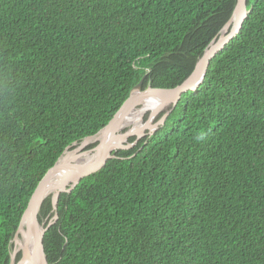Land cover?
Returning a JSON list of instances; mask_svg holds the SVG:
<instances>
[{
	"label": "trees",
	"instance_id": "obj_1",
	"mask_svg": "<svg viewBox=\"0 0 264 264\" xmlns=\"http://www.w3.org/2000/svg\"><path fill=\"white\" fill-rule=\"evenodd\" d=\"M237 0H0V264L41 178L194 69ZM133 156L59 196L50 264H264V0ZM94 144L90 145L93 147ZM53 211L52 196L40 218Z\"/></svg>",
	"mask_w": 264,
	"mask_h": 264
},
{
	"label": "water",
	"instance_id": "obj_2",
	"mask_svg": "<svg viewBox=\"0 0 264 264\" xmlns=\"http://www.w3.org/2000/svg\"><path fill=\"white\" fill-rule=\"evenodd\" d=\"M250 12L251 9H248V0H237L230 19L222 28L220 34L205 48L187 78L173 88H153L149 86L144 90L142 89L144 79H142L132 89L128 99L114 114L109 123L102 127L95 135L85 137L81 145L76 148L77 150H81L90 142V139L97 140L96 145L88 149L91 150L89 158L78 163H71L65 153L70 148L68 146L54 165L48 169L33 191L21 216L13 239L16 244L19 235L24 237L22 230L24 223L27 224L28 228L31 226L32 237L35 240L34 247L38 257L36 264H50L44 249V233L46 227L40 223L38 216L45 198L50 194L52 195L53 210H56L58 199L62 192L71 191L84 177L97 173L109 162L127 159L132 156L131 153L136 144L143 137L152 135L164 124L166 117L179 102L182 94L189 90L195 91L199 88L204 81L211 60L240 33ZM145 97L164 98V102L159 108L165 111L161 119L154 123V117L159 110L158 107H154L149 110L150 114L146 121L142 119L140 123H134L127 128H121L120 126L124 122L122 110L127 101L132 99L135 103H140ZM64 170L70 172L68 177H55L58 172ZM64 183L68 184L67 187L56 192V200L54 202L53 191L57 186ZM68 186L70 187L68 188ZM26 250V246H23L24 255ZM13 262L14 254L12 253L10 264H13Z\"/></svg>",
	"mask_w": 264,
	"mask_h": 264
},
{
	"label": "bare ground",
	"instance_id": "obj_3",
	"mask_svg": "<svg viewBox=\"0 0 264 264\" xmlns=\"http://www.w3.org/2000/svg\"><path fill=\"white\" fill-rule=\"evenodd\" d=\"M161 101H163L162 98H154V97H145L140 103H135L134 100L132 99L128 100L122 110L124 122L120 127L124 128L134 123H140L144 117V113L147 110L157 106ZM138 107L139 109H137ZM65 153L66 156L68 157V160L71 163H78L89 158V156L91 155V150H85V146H84L81 150L72 148V150L68 149ZM69 175L70 172L64 170L58 172L55 175V177H68ZM67 185H68L67 183H64L56 187V189L53 191L54 202L56 200V192L62 188H66ZM22 230L24 237L20 236L16 244L18 245V247L21 245L26 246L27 250L25 256L21 257L19 261L17 262L15 261L13 264H36L38 261L37 259L38 257H37L36 249L34 247L35 240L34 237H32V228L31 226L28 228L27 224L24 223ZM16 250L14 251L17 253ZM15 252L13 253L14 255H16Z\"/></svg>",
	"mask_w": 264,
	"mask_h": 264
},
{
	"label": "clouds",
	"instance_id": "obj_4",
	"mask_svg": "<svg viewBox=\"0 0 264 264\" xmlns=\"http://www.w3.org/2000/svg\"><path fill=\"white\" fill-rule=\"evenodd\" d=\"M248 9H249V8H248ZM229 19H230V18H229ZM227 22H228V21H227ZM227 22H226V23H227ZM224 26H225V25H224ZM224 26H223V27H224ZM242 28H243V27H242ZM221 30H222V29H221ZM221 30H220V31H221ZM241 30H242V29H241ZM219 34H220V32H219ZM219 34H218V35H219ZM218 35H217V36H218ZM209 44H210V43H209ZM209 44H208V45H209ZM223 50H224V49H223ZM203 52H204V51H203ZM220 52H221V51H220ZM220 52H219V53H220ZM202 54H203V53H202ZM217 55H218V54H217ZM212 60H213V59H212ZM212 60H211V61H212ZM210 63H211V62H210ZM195 65H196V64H195ZM206 73H207V71H206ZM146 74H147V73H146ZM146 74L144 75V77H143L142 79H145ZM205 75H206V74H205ZM187 77H188V76H187ZM187 77H186V78H187ZM142 79H141V80H142ZM204 79H205V78H204ZM141 80H140V81H141ZM140 81H139V82H140ZM143 83H144V81H143ZM136 85H137V84H136ZM136 85H135V86H136ZM178 85H179V84H178ZM135 86H134V87H135ZM149 86H150V85H149ZM149 86H148V87H149ZM176 86H177V85H176ZM134 87H133V88H134ZM148 87L143 88V84H142V89H143V90H144V89H147ZM133 88H132V89H133ZM153 88H156V87H153ZM172 88H173V87H172ZM132 89H131V91H132ZM196 90H197V89H196ZM189 91H191V90H189ZM189 91H187V92H189ZM192 91H193V90H192ZM130 93H131V92H130ZM185 93H186V92H185ZM183 94H184V93H183ZM183 94H182V95H183ZM129 96H130V95H129ZM181 97H182V96H181ZM127 99H128V98H127ZM127 99H126V100H127ZM162 99H163V101H161L157 106H155V107H158V109L162 106V104H163V102H164V98H162ZM180 99H181V98H180ZM126 100H125V101H126ZM125 101H124V102H125ZM179 101H180V100H179ZM123 104H124V103H123ZM123 104H122V105H123ZM177 104H178V103H177ZM177 104H176V105H177ZM153 108H154V107H153ZM174 108H175V107H174ZM174 108H173V109H174ZM173 109H172V110H173ZM118 110H119V109H118ZM149 110H151V109H149ZM149 110H147V111L144 113V116H145V118L143 117V120H144V121H146V120L148 119V117H149V114H150V111H149ZM172 110H171V112H172ZM171 112H170V113L168 114V116L166 117V120H167V118L170 116ZM164 113H165L164 109H162V108L159 109L158 112H157V114H156V116L154 117V123L158 122V121L161 119V117L163 116ZM145 114H146V115H145ZM158 116H159V117H158ZM166 120H165V122H166ZM165 122H164V124H165ZM164 124H163V125H164ZM131 125H132V124H131ZM131 125H129V126H127V127H130ZM163 125H162V126H163ZM162 126H160L156 131H158ZM127 127H124V128H127ZM156 131H155V132H156ZM155 132H154L152 135H150V136H145V137H143L142 139H144V138H146V137H147V138H150L151 136H153V135L155 134ZM94 135H95V134H94ZM142 139H141V140H142ZM90 140H91V139H90ZM141 140H140V141H141ZM82 141H83V140H82ZM82 141H81V143H82ZM140 141H139V142H140ZM91 142H92V143H91ZM91 142H89V143L94 144V146H95L96 143H97V140L92 139ZM139 142H138V143H139ZM77 143H78V142H76L75 144H77ZM89 143L87 144V145H89V147L86 148L85 150H88V149L92 148V147H90L91 144H89ZM138 143L136 144V146L138 145ZM79 145H81V144H79ZM79 145H78V147H79ZM87 145H85V147H86ZM94 146H93V147H94ZM136 146H135V148H136ZM135 148H134V150H135ZM134 150H133V151H134ZM133 151H132V153H131L132 156L134 155V154H133ZM132 156H130V157H132ZM130 157H128V158H130ZM128 158H127V159H128ZM69 187H70V186H68V188H69ZM50 195H51V194H50ZM50 195H49V196H50ZM51 196H52V195H51ZM46 198H47V197H46ZM46 198H45V199H46ZM58 200H59V199H58ZM57 205H58V203H57ZM56 209H57V208H56ZM53 211H55V218H54V220L52 221V222L54 223V221H55L56 218L58 217V214L56 213V210H53ZM53 211H52V212H53ZM47 217H48V216H47ZM47 217H46V218H47ZM43 219H44V218H43ZM19 223H20V222H19ZM53 223H49L48 226H47V228H48L50 225H52ZM18 226H19V225H18ZM46 230H47V229H46ZM14 235H15V234H14ZM13 239H14V238H13ZM12 242H13V240H12ZM44 249H45V248H44ZM12 253H14V251L11 250V254H12ZM15 256H16V255H14V262H15ZM10 262H11V261H10ZM14 262H13V263H14Z\"/></svg>",
	"mask_w": 264,
	"mask_h": 264
},
{
	"label": "rangeland",
	"instance_id": "obj_5",
	"mask_svg": "<svg viewBox=\"0 0 264 264\" xmlns=\"http://www.w3.org/2000/svg\"><path fill=\"white\" fill-rule=\"evenodd\" d=\"M137 109H139V107H138ZM145 115H146V114H145ZM158 117H159V116H158ZM144 118H145V116H144ZM91 143H92V142H91ZM91 143H89V144H91ZM79 144H81V142H78L77 144H73V145H71L69 149H71V150H72V148H73V149H76V148H78V145H79ZM88 147H89V145H87V146L85 147V149L88 148ZM39 214H40V212H39ZM38 216H39V215H38ZM54 218H55V211L51 212V213L49 214V216H48L47 218H44V219H41L40 216H39L40 223H41L42 225H44V227H46V229H47V226H48L49 223H53L52 221L54 220ZM45 232H46V230H45ZM44 235H45V233H44ZM20 236H21V235H19V237H20ZM16 249H17V250H16ZM14 250H16L17 253H16ZM12 251H14L15 254H16V256H15V261H16V262L19 261V260L21 259V257L25 256V255H24V252H23V246L21 245V246L18 247V245L15 244L14 241L12 242ZM10 255H11V254H10Z\"/></svg>",
	"mask_w": 264,
	"mask_h": 264
}]
</instances>
